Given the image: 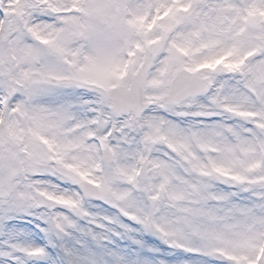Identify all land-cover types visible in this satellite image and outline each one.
<instances>
[{
  "label": "snow or ice",
  "instance_id": "snow-or-ice-1",
  "mask_svg": "<svg viewBox=\"0 0 264 264\" xmlns=\"http://www.w3.org/2000/svg\"><path fill=\"white\" fill-rule=\"evenodd\" d=\"M0 264H264V0H0Z\"/></svg>",
  "mask_w": 264,
  "mask_h": 264
}]
</instances>
